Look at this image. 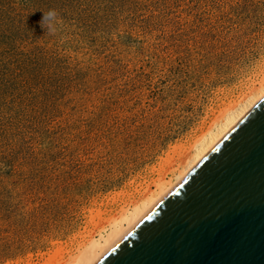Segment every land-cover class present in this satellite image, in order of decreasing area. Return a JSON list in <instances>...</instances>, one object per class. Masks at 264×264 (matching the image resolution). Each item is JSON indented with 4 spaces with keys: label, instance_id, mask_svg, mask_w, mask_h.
<instances>
[{
    "label": "rangeland",
    "instance_id": "1",
    "mask_svg": "<svg viewBox=\"0 0 264 264\" xmlns=\"http://www.w3.org/2000/svg\"><path fill=\"white\" fill-rule=\"evenodd\" d=\"M262 73L264 0H0V264H64Z\"/></svg>",
    "mask_w": 264,
    "mask_h": 264
},
{
    "label": "water",
    "instance_id": "2",
    "mask_svg": "<svg viewBox=\"0 0 264 264\" xmlns=\"http://www.w3.org/2000/svg\"><path fill=\"white\" fill-rule=\"evenodd\" d=\"M96 264H264V99Z\"/></svg>",
    "mask_w": 264,
    "mask_h": 264
},
{
    "label": "bare ground",
    "instance_id": "3",
    "mask_svg": "<svg viewBox=\"0 0 264 264\" xmlns=\"http://www.w3.org/2000/svg\"><path fill=\"white\" fill-rule=\"evenodd\" d=\"M257 83V87L250 89L241 96L242 98L226 108L221 114L219 113L220 115L213 121L209 129L206 132L204 131L205 133L203 132L201 136L199 135L197 139L193 141L187 152L185 151L186 153L184 156L180 152L183 157L180 158L181 156H179L181 159L180 166L178 165L179 171L173 183H160L156 191H153L154 189L151 192L149 191L150 193H147V195L144 194L145 196L140 202L135 203L133 207L129 209L121 211L118 217L112 219L111 222L109 221L110 225L108 224L109 227L106 230L104 229V233H97L99 235L98 238H91L86 243L82 244L77 252L72 256L70 255L71 257L67 259L64 264H96L128 235L136 225L180 182H182L248 115V113L264 99V73H262ZM160 179L158 181H160Z\"/></svg>",
    "mask_w": 264,
    "mask_h": 264
},
{
    "label": "clouds",
    "instance_id": "4",
    "mask_svg": "<svg viewBox=\"0 0 264 264\" xmlns=\"http://www.w3.org/2000/svg\"><path fill=\"white\" fill-rule=\"evenodd\" d=\"M42 21L47 22L50 34H54L56 32V25L61 23L55 10H49L46 14L43 13Z\"/></svg>",
    "mask_w": 264,
    "mask_h": 264
}]
</instances>
